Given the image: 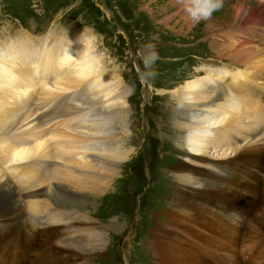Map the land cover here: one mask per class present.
I'll use <instances>...</instances> for the list:
<instances>
[{
	"label": "rangeland",
	"instance_id": "rangeland-1",
	"mask_svg": "<svg viewBox=\"0 0 264 264\" xmlns=\"http://www.w3.org/2000/svg\"><path fill=\"white\" fill-rule=\"evenodd\" d=\"M241 8L246 9L248 13L253 12L257 17L255 21L253 17L244 18L246 13L244 14L243 10L238 13ZM259 13L264 15V0H224L223 7L214 12L211 19L199 23H194L189 18L178 0H0V44L1 42H16L20 37L29 36L31 40H34V38L40 40L47 36L50 38L52 43H50V46H52L60 37L66 40L65 37L70 32L90 40L92 46L90 61L92 70L96 75L94 78L102 79L99 86L104 84V80H107L108 86L113 89L111 98L122 92H128L125 108L128 111H126V114H128L127 131L129 134L127 136L123 135L121 130L122 121L120 118L116 119L114 136L111 133L112 136L109 141L115 143L120 141L121 137H125L124 148L123 150H117V154L119 155L122 151H125L127 155L122 159H118L117 164L112 165V167L116 166L113 167L115 169L83 168L85 170L89 169V172L95 173L103 180H107L106 183L108 182L101 192L90 194L94 197L84 194L87 190L73 189V191L83 193L86 196L88 199L86 203H72V201L66 200L63 202L59 201L57 197L51 198L50 195L44 193L50 192L51 188L48 185L50 181L54 183V186H57V184L67 186L69 183L55 179V175L58 176L59 173L62 175L61 173L64 174L65 171L61 169L58 173L56 172L60 166L57 159H50L45 162L46 159L43 157V160L42 155H39L41 157H36L38 162L21 164L19 168L23 170V173L28 172L32 176L42 173L41 177L45 174L52 177H48L49 180H47V183L45 182L46 184L44 183L40 188L38 187L33 192L29 191V193L19 181L10 180L12 190L2 191L4 196L0 199V212L13 211L9 207H13L14 202L17 200L15 197L18 194L26 197L30 193L39 191L42 194L36 199L43 200L45 203L48 202L46 206L42 207L44 208L42 217L47 216L48 220L51 221L54 220L55 215L60 216V218H57V222H49L50 225L61 227L65 232L63 234H66V238L73 241L77 239H95L93 236L90 237L91 232L84 233L80 230L81 224L77 221L79 217L84 219V223L88 227L89 224L94 225L96 236L100 237V244L98 250L89 254L91 260L88 264H157L156 252L151 247L155 235L165 237L167 244L171 246H173L172 243L178 247L180 246L175 258V260H178L176 264H199L196 260V250L188 247V244L191 243L189 237L193 239L194 234L188 233L186 235V232L180 229L186 223L181 218L182 216L179 217L180 221L176 222L179 227L177 230L175 229L174 234L171 232L168 236L162 235V232L168 230V226L177 220L176 214L180 213L175 192L183 189L182 187L179 189V186L185 183H182L181 180L177 183L179 181L177 175L179 174H176L174 168L179 164H190L200 170L203 168L202 171L205 170L204 172L208 169L211 172L220 173L219 179L223 178L226 174L211 167L212 164L209 165V163H217L216 161L221 155L226 156L228 154L230 156L231 150H236L241 141L236 134L232 133L228 136L232 138L230 140L234 143L226 144L225 138L219 133L224 128H220L216 131L217 134L213 136L221 145L220 147L215 150L209 149L206 151L205 157L202 158L196 159L189 156L186 148L188 136L186 127L189 125L187 123L192 120H184V117H182L183 106L179 103H183L185 100L187 102L182 92L185 91L188 82L198 78L200 80L204 77L213 78L218 82L215 84V88L218 86L217 93L223 94L222 88L225 91L233 89L230 85L233 82L231 75L245 70L246 76L253 83V88L250 95L246 92L240 93V96L244 97L246 105L242 106L241 112L234 115V119L241 120L242 127L245 128L252 124L254 115L252 119L247 118L248 115L244 112L248 111L247 113L251 114L253 109H256L255 114L264 113V72L258 73L257 69H248V65H245V63L244 65L243 63L237 64L231 57L232 54H235V48L240 50L255 47L264 55V20L260 18ZM246 28L252 30V33L246 35L247 33L244 30ZM253 33L255 38L252 37ZM259 35H262V37L258 38ZM11 36L13 37L11 38ZM149 42L155 45L159 53V60L155 66L158 75L151 80L145 79L142 75L143 64L136 56L138 49ZM226 45L231 48L226 47L225 50H222ZM223 73L226 75H223ZM37 88L36 90H38ZM161 91H164L165 94H162ZM176 91L180 92L179 95L174 94ZM85 92L86 90L82 86L72 92L65 93L61 98V104L65 102L63 108L72 116L81 119V121H83L82 114L73 105L80 103L79 101L84 98ZM246 95H249L250 98L246 99ZM220 97L222 98V96ZM85 105L88 108L90 106V104ZM246 107L247 110H245ZM34 108H36L35 110L39 109L36 104ZM51 109L55 110L57 108L51 107ZM102 114V109H98L97 112L91 111V116H94L93 120ZM257 124L264 125V122H258ZM231 125L236 126L235 123ZM63 129L66 128L63 127ZM226 130L228 131V129ZM233 130V132L236 131L237 134H240L239 130ZM250 135L252 139L250 138L244 144L245 149L250 152L263 151V146L253 133V129ZM6 139L11 140L13 144H17L15 138ZM16 139L19 142L26 140L24 136L19 138L17 135ZM221 141L224 143L222 144ZM52 142L54 145L52 143L51 145L54 149L56 141L52 140ZM25 143L34 145L36 142L29 138ZM116 146L118 145L116 144ZM241 155L245 154L242 153ZM76 156H65V158L73 159ZM141 156L149 162L147 174L142 171ZM232 157H235L234 154H232ZM237 159H239V156H237ZM235 160L236 157L228 162H222L227 165V168L232 163L230 169L242 171L249 176L253 175L250 180L258 181L257 184L246 182L243 185L240 180H233L236 183L235 187L242 191L246 189V193L249 194H259L257 188L263 186L264 183L259 182L258 176L264 174V164L261 163L260 166H262H258L256 171L253 172L246 165L236 167L235 164L239 162ZM54 162H58L57 167L52 166ZM202 162H205V164ZM145 165L147 166V163ZM229 173L233 176L232 171H229ZM181 175L185 176V174ZM220 180L214 182V184L217 183V185L215 184L217 187L221 185L220 182H226L227 179ZM223 185L221 186L223 187ZM251 186L254 188V193L250 192L252 190ZM13 192H16V194H12ZM237 197L246 199L241 196ZM27 200L31 201L27 198L23 200L26 203L19 202L21 207L17 211L18 215L16 214L17 220L14 228L22 224L23 215L32 213L36 216L32 209L33 206L28 204ZM259 202H254L256 209L259 208ZM195 208H197V205H195ZM54 210L57 212H53L54 215H51L50 218L49 215L53 214L51 211ZM33 215H29V220H31L30 216ZM208 218V220H205V224L212 226L207 231L210 234L211 243L205 247L203 242L206 241L203 239L200 245L197 246V250H203L202 258L204 260L209 261L211 264H240L236 253L240 256H243V253L245 256L251 254V251H246L250 244L248 241H251V239L256 241L258 234L247 242H241L242 245L238 246L236 252L231 249L230 251L227 250L228 234H230L231 228L234 229V232L237 229L242 232L241 225L237 227L229 221H225V219H221L216 223L214 217L208 216ZM194 224V222L190 223V227L193 229L196 227ZM166 226L167 229H164ZM180 231L184 233L186 239L183 235H180ZM192 232L200 233L201 230L198 229ZM242 234H239L236 240L242 237ZM172 235L174 238L171 237ZM202 236L205 237L206 234H202ZM262 237L264 238V235ZM9 247H11L9 253L15 254L12 245H9ZM216 252L219 253L218 257L213 254ZM46 255L53 256L49 253ZM83 255L85 259L88 253L84 252ZM19 258L24 260V256L20 254L19 256H6L4 262L8 264L19 263L17 260ZM45 264H60V262L48 263L46 261ZM78 264L82 263L78 262Z\"/></svg>",
	"mask_w": 264,
	"mask_h": 264
},
{
	"label": "bare ground",
	"instance_id": "bare-ground-1",
	"mask_svg": "<svg viewBox=\"0 0 264 264\" xmlns=\"http://www.w3.org/2000/svg\"><path fill=\"white\" fill-rule=\"evenodd\" d=\"M241 10H243L244 14L246 13L244 18L253 17L254 21L257 18L253 12L248 13L244 8H241L238 13H241ZM66 36V40L60 37L52 46H50L52 43L47 36V38L43 37L40 40L34 38V40L32 39L33 41L29 36L25 38L20 37L16 42L9 41L7 43L1 42L0 44V188L4 192L10 191L12 190L10 180H16L23 184L29 193V191L33 192L38 187L40 188L45 182L47 183V180L52 176L50 177V175L45 174L41 177L42 173L32 176L28 172L23 173V170L19 168L21 164L38 162L36 161V157L42 155V158L46 159L44 160L43 158L45 162L50 159H57L60 162V166L56 172L58 173L61 169L65 171L64 174L61 173L62 175L60 173L58 176L55 175V179H60V182L66 181L69 183L67 186L62 184L54 186V183L50 181L48 185L51 190L44 193L50 195L51 198L57 197L59 201L63 202L66 200L72 201V203H86L88 199L84 194L90 195L94 192H101L108 183H106L107 180H103L95 173L89 172V169L99 167V169L110 168L109 170H113L115 169L113 167L116 166L112 167V165L117 164L118 159H122V157L127 155L125 151H122V153L120 151V154H117V150H123L124 148L125 137H121V140L115 143L109 141V138L112 134L114 136L113 131L116 119L118 118L122 121L121 130L123 135L127 136L128 134V114H126L128 111L125 108L127 106L126 98L128 92H122L111 98L113 89L108 86V81L104 80V84L99 86L102 79L94 78L96 75L92 70L90 61L92 53L90 40L81 35H75L73 32L68 33ZM30 37L33 38L32 36ZM226 47L230 46L226 45L222 50H225ZM234 52L235 54L231 55L235 60L234 62H237V64L243 63V65L245 63V65H248V69H257L258 73L264 72V55L255 47L251 49L242 48L240 50L235 48ZM220 74L222 75L221 72ZM223 75L226 74L223 73ZM231 77L233 82L230 85L233 89L225 91L222 88L223 94L220 95H214L218 92V86L215 88V84L218 82L213 78L208 79V77H204L200 80L198 78L186 84L182 95L185 96L187 102L185 100L183 103H179V105L183 106L182 117H184V120H192L190 123H187L189 125L186 127L188 134L186 141L187 152H189V156L196 159L205 157L206 151L209 149L215 150L221 146L216 141L217 139L213 138L214 134H217L216 131L224 128L223 131L230 136L232 133L236 134L233 132V129H237L240 131V134H236L237 138L241 141L238 144L240 146L236 150H231L230 156L228 154L226 156L221 155L217 159V163H209V165L212 164L211 167L217 170H220V168L225 169L227 165L222 161L228 162L239 156L238 161L235 160L239 162L236 167H244L242 165H246L247 168L255 172L261 163L264 164V150L250 152L245 149L244 144L251 138L250 132L253 124L264 122V113L255 114L256 109H253L251 114L247 113L248 111L244 112V114L248 115L247 118L252 119L254 115L252 124L245 128L242 127L243 123L241 120L234 119V115L241 112L242 106L246 105L244 97L242 98L240 93L246 92L250 95L253 83L246 76L245 70L238 71L232 74ZM82 86L86 90L85 96L79 101L80 103L73 106L82 114L83 121L76 116H72L63 108V103L65 102L61 104V98H63L65 93L72 92ZM161 93L165 94L164 91H161ZM179 93V91H176L174 94L179 95ZM249 95H246L245 98H250ZM219 96H222V98L220 97V99ZM35 104L38 106V110H35ZM85 104H90L89 108ZM51 107L58 110H52ZM98 109H102L103 114L93 120L94 116H91V111L97 112ZM245 110H247V107ZM238 116L236 117L238 118ZM232 123H235L236 126H232ZM63 127L66 129H63ZM16 135L19 138L20 136H24L26 140L19 142L16 139ZM1 136L3 137L1 138ZM10 137L15 138L17 144H13L11 140L6 139ZM29 138L36 143L34 145L25 143ZM52 140L56 141L54 149L51 145V143L53 144ZM221 143L223 144L224 142L221 141ZM242 153L245 155H241ZM232 154L235 157H232ZM65 156L76 157L73 159L67 157L66 159ZM205 162L202 163L205 164ZM219 166L220 168H218ZM83 168L89 169L85 170ZM230 168H232V163L229 164L228 169ZM202 169L200 170L198 167L190 164H179L174 168L176 174H179L177 175L179 177L177 183L180 180L182 183H185L183 185L179 184L182 185L179 186V189L180 187L183 189L175 192L177 195H175L176 202L180 207L181 214H176L177 220L173 221L168 226V230L162 232V235L168 236L171 232L174 234L179 227L176 225V222H179V217L182 216L181 218L186 223L185 226L180 225V229L185 231L186 235L188 233L194 234L193 239L189 237L191 243L189 242L188 247L196 250V260L199 264H211L202 258L203 250H197V246L200 245L201 240L204 239L206 241L203 242L205 247L211 243V239H209L210 234L207 231L212 226L205 224V220L209 219L208 216L214 217L216 223L221 219H225L230 223L231 218L228 216L230 215L234 218L237 217L243 226H245L247 229L245 240L242 237L236 240L239 233L234 232L233 228H231L230 234H228L229 242L228 246L226 245L227 250L231 249L236 252L238 246L241 244V240L244 243L250 238H254L257 234L258 236L264 235V201H258L259 208L256 209L253 201L240 199L237 197L239 195L230 193L226 189L220 186L217 187L214 184V182L226 178L228 180L226 182L227 188L234 192L239 189L235 187L236 183L233 181L239 180L235 174L231 176L229 173L227 177L223 176V178L219 179L220 173L211 172L208 169L204 172L205 170L202 171ZM181 174H185V176ZM258 180L264 183V177L260 178L258 176ZM78 188L87 190L88 193L85 192L83 194L73 191V189L80 190ZM261 188L263 191L264 184L257 188L259 193ZM250 192H255L253 187ZM12 194L15 195L16 192ZM40 194L42 192L39 191L37 193L26 194V197L25 195L21 194L19 196L18 194L15 197L17 202H14L13 207L9 204V208L13 211L8 210L9 212L3 211L0 213V253L7 243L12 245V249L16 252L19 248L18 243H20L25 249L21 253L24 256V260L19 258L17 259L19 263L11 264H45L47 259H61L59 260L60 264L90 263L91 257L89 254L98 250L100 244V237L96 236L94 225L89 224L88 227L84 223V219L79 217L77 221L81 224L80 230L84 233L91 232L90 237L93 236L95 239H77L78 241H73L66 238V234H63L65 232H63L61 227L58 228V225H50L51 221L53 223L57 222V218H60V216L55 215L54 220L51 221L48 220L47 216L45 218L42 217L41 221L39 220L44 212V208L42 207L48 203L36 199ZM27 198L31 200L27 201L28 204L33 206L32 209L36 215L34 217L30 216L31 220L29 222L37 224L31 229V233L33 243L37 244L35 240L40 243L38 248L33 246L32 241L28 244L27 235L21 238V236L16 234L14 229L17 220L16 216L18 215L17 211L21 207L19 202L21 203ZM24 202L26 203V201ZM195 205H197V208L194 209ZM31 215L33 214L31 213ZM46 218L47 221L45 222ZM192 222L196 226L194 229L190 227V223ZM164 229H167V226ZM198 229L201 230L200 233L192 232ZM202 234H206V236L203 237ZM180 235H183L185 238L182 231H180ZM172 245L174 247L167 244L166 238L161 235L153 237L151 247L156 252L157 264H176L178 260H175V258L180 246L178 247L173 243ZM9 248L7 249L8 252H10ZM84 252L88 253V256L85 255L87 256L85 259L83 257ZM47 253L53 254V256L49 257L46 255ZM243 256H245L244 253ZM256 256H260L258 255V251L251 255V258L245 263L254 264L256 261L259 263ZM0 257L3 258V254ZM236 257H238L239 263L242 264L243 261L240 260L237 253ZM220 261L222 262V260Z\"/></svg>",
	"mask_w": 264,
	"mask_h": 264
},
{
	"label": "clouds",
	"instance_id": "clouds-1",
	"mask_svg": "<svg viewBox=\"0 0 264 264\" xmlns=\"http://www.w3.org/2000/svg\"><path fill=\"white\" fill-rule=\"evenodd\" d=\"M194 23L211 19L214 12L219 11L224 4V0H178ZM137 58L142 62V75L145 79H154L158 72L156 62L159 60V53L153 43H146L138 49Z\"/></svg>",
	"mask_w": 264,
	"mask_h": 264
}]
</instances>
